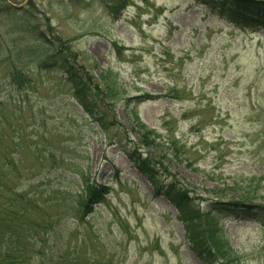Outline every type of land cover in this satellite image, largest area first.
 Returning a JSON list of instances; mask_svg holds the SVG:
<instances>
[{"label":"rangeland","instance_id":"1","mask_svg":"<svg viewBox=\"0 0 264 264\" xmlns=\"http://www.w3.org/2000/svg\"><path fill=\"white\" fill-rule=\"evenodd\" d=\"M27 1L0 0V212L8 199L21 210L19 193L36 204L23 211L35 229L16 264H224L209 239L187 237L188 223L208 238L214 225L180 215L122 147L173 157L167 176L202 212L219 197L263 202L264 29L234 26L199 0ZM41 31L69 42L81 74L116 75L121 100L99 109L110 127L77 104L67 71L33 51ZM139 123L155 146L142 143ZM81 170L109 191L84 221L60 206L85 189ZM6 215L1 242L20 228H6ZM218 225L233 264H264L260 220L222 215Z\"/></svg>","mask_w":264,"mask_h":264},{"label":"trees","instance_id":"2","mask_svg":"<svg viewBox=\"0 0 264 264\" xmlns=\"http://www.w3.org/2000/svg\"><path fill=\"white\" fill-rule=\"evenodd\" d=\"M199 1L210 6L215 13L234 26L251 30L264 29V0ZM39 33L37 43L32 47L33 51L39 52L40 56L47 58L49 64H57V66L67 71L69 79L78 82V89L75 94L78 100L77 104L92 116L94 121L102 127V130L108 126L110 127L112 122H109L110 119L106 118L105 112H100L99 109L114 107L121 100L116 75H113L111 70L100 73L99 79L86 72L81 74L79 68L75 66L78 54L72 50L67 40L57 38V36L56 39L52 40L47 33H43V31ZM139 124V129L143 132V135L141 134L143 136L142 143L146 146L151 144L155 146V141L151 137L154 130H150L145 124ZM127 142L122 147L123 151L133 161L139 172L148 178L155 191L164 195L180 215L190 216L192 222L204 219L214 225V228L210 229L208 238L204 237L203 232L196 231L188 223L187 237L190 242L205 244V241L209 239L208 244L210 245L205 248L208 249L210 254L223 255L224 264L235 263L236 252L230 238L225 235L222 227L218 225L219 217L223 215L242 220H260L264 228V201L258 203L247 196L231 199L219 197L209 202L206 210L202 212L199 206L192 202L194 198L191 197L188 187L181 184L176 178L167 176L163 162L166 159L173 161V157H170L168 153H164L161 157H154L151 154L145 155L140 151L139 146L135 147ZM168 150L176 158H183V148L180 147L177 141L172 140ZM80 177L86 185L85 189L79 188L78 191H73L71 194L66 193L67 196L61 200V205L59 202L57 204L64 206L66 209L69 208L68 211L72 210L80 221H84L93 213L94 206L105 200L109 191H107V186L104 184L91 183L90 179L86 178L84 171L81 172ZM216 194L220 196L219 192H216ZM28 200L26 194H17L15 202L25 203V206H21L22 208L19 211L11 208V199L1 204L6 207L3 212H0L1 214L7 213L2 218L6 228L17 221L20 228L11 231L2 242L0 240V264H16L22 258V254L26 255L28 251L29 233L35 229V225L34 221L25 220L23 211L26 210V213H28L30 206L33 209L36 206L34 202ZM65 213L68 215V212ZM232 256L234 257L232 258ZM57 264H61L60 261Z\"/></svg>","mask_w":264,"mask_h":264}]
</instances>
